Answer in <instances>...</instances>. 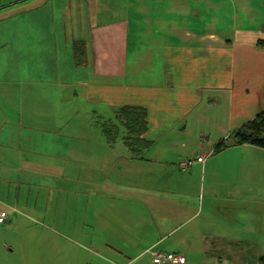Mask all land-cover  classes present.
I'll list each match as a JSON object with an SVG mask.
<instances>
[{
	"label": "crops",
	"instance_id": "0c3cea01",
	"mask_svg": "<svg viewBox=\"0 0 264 264\" xmlns=\"http://www.w3.org/2000/svg\"><path fill=\"white\" fill-rule=\"evenodd\" d=\"M4 7L20 23L11 40L2 26V67L10 54L19 75L31 73L23 80L67 81L88 108L97 106L108 149L116 140L105 134L110 126L126 149L105 156L68 118L34 125L0 108V169H8L0 190H16L3 193L0 222L36 227L33 216H41L48 234L64 241L41 246L45 258L32 252L29 264H71L76 249L92 264H146L154 249L182 254L184 264H219L228 240L244 241L247 251L240 231L249 227L238 214L253 207L264 217V186L245 155L262 147L195 158L264 111L257 44L264 0H8ZM75 41L85 46L81 66ZM123 106L145 109L146 148H128L115 120ZM186 158L194 162L182 170ZM33 225L26 231L36 241Z\"/></svg>",
	"mask_w": 264,
	"mask_h": 264
},
{
	"label": "rangeland",
	"instance_id": "374dc122",
	"mask_svg": "<svg viewBox=\"0 0 264 264\" xmlns=\"http://www.w3.org/2000/svg\"><path fill=\"white\" fill-rule=\"evenodd\" d=\"M7 1L8 0H0V34L3 29L2 26H4L5 33H7V37L11 40L12 38L16 39V30L20 21H18L19 19L17 20V17H19L17 13H14L11 8L6 10L4 7ZM13 59L14 55L9 54V63L6 64L5 68L2 67V65L5 64L4 60H0V72H5L7 74L2 79L0 78V93H4L2 96L0 95V108L5 116L9 115L10 119L13 120V118H16L19 113H21V117H23L24 122L26 123L34 125L35 123L37 125L40 123L52 127L59 125L58 123L63 121L62 119L68 118L67 121L69 122V126L72 122L71 124L76 125L79 131H83V129L86 130L84 136L89 138L87 145L89 147L93 146L94 148H97L95 149L97 151L103 150V155H117L118 153L123 152V150H126L121 144V138L123 136L121 131H119L117 135H114L116 139L114 149H108L107 143L103 142V137H101L100 129L102 128V125L98 122L103 117L99 116L100 114L97 106L95 107L94 105L88 108L89 105H86L82 101L83 97L81 98L79 95L72 94V87L66 85L68 83L67 81L64 80L63 83L59 78H51V80H47L50 82L48 85L41 87L40 81H34V83H31V80H23L21 78L29 77L31 73L25 71L23 74L19 75L18 71H15L14 69V61L11 62ZM16 72L18 73V76H13L16 75ZM15 78H18L19 80ZM116 136L118 137L116 138ZM85 137H83V139ZM219 145L223 146L220 147ZM218 147L219 150L217 149ZM229 147L233 148V154L236 152L237 154L243 155L242 151H247L242 150L239 145L233 144L228 139L226 142H222L213 148L208 156ZM252 151L253 152L245 155L249 157L248 160L246 158L245 160H247L248 165L253 163L251 169L260 173L258 178L264 186V149L253 148ZM233 158L235 159L236 157ZM6 170L8 169L2 167L0 173L5 174ZM35 178L39 182L40 176H35ZM40 180L43 179L40 178ZM256 185L258 186V184ZM9 188L8 192L0 190V202L1 200H4L3 193L6 195L8 193L9 195V193L15 190L13 185ZM35 191L36 188H33V192ZM0 207H2L1 204ZM20 207L21 206L18 207V205H15V208ZM3 208L5 209V206ZM33 218H35L34 222L39 224L36 227L33 224L20 226L10 219H5L2 223L0 222V264H29V257L33 254L32 252H35L36 254L40 252V257L45 258V256L43 257L41 246L46 247L45 249L48 250L51 242L55 241V243H64V241L55 240V238H52L53 236L48 234L47 227L49 226V221L47 219H39L41 216L37 215L33 216ZM238 218L249 227L246 232L240 231L242 238L248 240L247 251L245 249L244 241L235 240L232 241L229 246L228 240V242L223 245V249L219 252V264H259V256L264 255V217L262 214L255 212L252 207L251 209H247L245 214H238ZM32 225L35 230L38 231V240L36 241L29 238L31 230L26 231L27 227ZM225 230L230 232L232 226L226 225ZM33 245L35 246L33 247ZM232 250L233 254L230 256V251ZM146 257L147 258L143 259L146 261V264H153L151 256L148 255ZM35 258H37V261L40 260L38 257ZM88 259L90 261L89 257H83L80 251L76 249L73 252L70 263L92 264Z\"/></svg>",
	"mask_w": 264,
	"mask_h": 264
},
{
	"label": "trees",
	"instance_id": "16d2710c",
	"mask_svg": "<svg viewBox=\"0 0 264 264\" xmlns=\"http://www.w3.org/2000/svg\"><path fill=\"white\" fill-rule=\"evenodd\" d=\"M258 47L264 49V40L258 41ZM73 55L77 66L85 64V46L83 42L73 43ZM146 111L141 107L123 106L116 112L115 120L119 121L125 130V141L131 151L147 147L150 143L143 137L147 128ZM112 121V120H111ZM115 123V122H114ZM117 125V123H116ZM105 134L115 135L112 127L105 128ZM229 140L236 145L250 144L264 148V111L235 129ZM222 147L223 145H219ZM219 150V147L217 148ZM259 264H264V255L259 256Z\"/></svg>",
	"mask_w": 264,
	"mask_h": 264
},
{
	"label": "built area",
	"instance_id": "2783aa9c",
	"mask_svg": "<svg viewBox=\"0 0 264 264\" xmlns=\"http://www.w3.org/2000/svg\"><path fill=\"white\" fill-rule=\"evenodd\" d=\"M208 154H209L208 152L201 153L195 158V160L198 162H204ZM193 162L194 159H183L180 161L179 166L182 170H186ZM150 253L152 256L153 264H184L187 261L184 255L175 252H168L159 249H154L151 250ZM111 264H118V263L112 262Z\"/></svg>",
	"mask_w": 264,
	"mask_h": 264
}]
</instances>
